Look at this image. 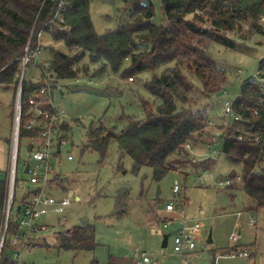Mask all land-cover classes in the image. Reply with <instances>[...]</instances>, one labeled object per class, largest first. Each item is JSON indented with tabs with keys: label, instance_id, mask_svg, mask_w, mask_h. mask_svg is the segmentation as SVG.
<instances>
[{
	"label": "rangeland",
	"instance_id": "1",
	"mask_svg": "<svg viewBox=\"0 0 264 264\" xmlns=\"http://www.w3.org/2000/svg\"><path fill=\"white\" fill-rule=\"evenodd\" d=\"M141 1L152 3L155 9L153 21L165 24L161 0ZM130 8L124 0H91L90 14L96 31L104 34L129 21ZM48 35L43 33L40 36L46 46L41 45L42 52L37 61L28 67L26 79L39 81L46 78L43 62L51 58L49 47L55 45L48 42L51 39ZM226 35L236 38L234 48L218 43L210 47L218 67L227 71V84L222 93L206 94L203 88L200 89L201 84L189 74V79L195 84L189 92L190 105L208 116L209 126L195 143H190L192 149L185 146L188 156L185 153L169 156V161L175 166H172L174 170L157 183L152 179L150 167L134 171L133 159L120 154L114 139L104 157L93 150L82 151L92 123L99 125L102 121L107 126L116 127L119 132L126 125V118L121 114L137 118L145 116L142 100L155 99L145 86L152 72H142L129 80L121 78V72H109L101 79H90L82 75L79 79L63 80L62 94L54 89L53 98L59 103L57 108L69 124L70 142L64 147L60 172L68 179L73 199L67 207L66 220L57 213L43 216L42 220L50 225L43 236V243L46 240L47 243L24 248L20 264H142V253L160 262L165 261L166 264H176L179 254L174 251L173 236H169L166 247L162 245L164 234L171 233L172 228L166 229L161 224L166 214L165 204L176 199L172 191L175 180L180 184L179 197L187 204V215L191 223L196 220L203 223L199 230L191 229L197 239L192 253L198 261L203 264H264V210H249L248 196L241 187L231 188L219 184L221 179L230 176L232 169L240 171L242 165L232 163L226 155L220 153L221 145L218 144L220 136L223 137L224 127L220 125H224L223 120H226V101L233 99L239 93L243 81L258 69L259 61L264 56V34L254 33L245 24L240 32L228 31ZM61 43L56 44L57 48L67 51ZM90 66L91 72L98 67L95 63ZM172 66L173 63H169L156 73ZM14 91L15 88H0V182L7 175L17 100L15 92L14 101ZM26 141L29 143L27 139L21 142V162L28 156ZM209 143L218 145L215 147ZM68 152L73 154V160L67 159ZM204 154L215 158L212 161L205 160L207 156ZM193 157L198 161H193ZM204 160L203 165L210 170H203ZM260 166L264 167V163ZM19 168V176L27 178L22 163ZM203 172L206 181L204 185L199 179ZM158 185L161 191L159 195ZM54 192L57 195L62 190L56 189ZM21 194L17 190V197ZM16 207L17 204L12 211V220L19 223ZM252 217L255 222L251 221ZM83 223L95 227V249L74 252L60 248L55 240L56 233ZM210 231L212 242L207 240ZM234 235L237 236L236 240L232 239ZM244 249L249 251L248 255L229 256L235 250Z\"/></svg>",
	"mask_w": 264,
	"mask_h": 264
},
{
	"label": "trees",
	"instance_id": "2",
	"mask_svg": "<svg viewBox=\"0 0 264 264\" xmlns=\"http://www.w3.org/2000/svg\"><path fill=\"white\" fill-rule=\"evenodd\" d=\"M124 1L131 6L130 20L115 30L99 34L90 14L91 0H0V88H15V101L26 48L29 45V52H36L42 45L40 34L43 33L67 48L65 51L53 45L49 47L48 70L56 73L58 79H79L82 75L101 79L109 72H121V78L129 80L142 72H152L145 86L155 99L142 100L145 116L137 118L121 114L126 118V125L119 132L102 121L99 125L92 123L82 151L93 150L104 157L114 139L120 154L133 159L134 171L150 167L152 179L157 183L174 170L169 156L174 153L188 156L185 146L195 143L209 126L208 116L190 105L189 92L195 84L189 74L201 84L200 89L203 88L206 94L222 93L227 84V71L218 67L210 47L218 43L234 48L236 38L228 37L226 32H240L245 24L254 33L264 34L261 21L264 0H161L165 24L153 21L155 9L152 3ZM59 14L64 22L58 20ZM87 57L88 61H85ZM32 63L27 64L22 81L21 142L39 134L37 128L27 129L33 116L29 100L39 94L45 78L39 81L25 78ZM92 63L98 65L93 72L90 70ZM169 63L173 66L156 73ZM258 67L264 70V56ZM236 95L233 111L242 118L232 120L224 127L219 151L232 163L242 165L240 171H230L233 178L240 174L242 181L229 187H241L248 196V209L260 211L264 210V167L260 166L264 163V92L259 83L250 78L242 83ZM46 108L54 111L48 104ZM58 127L62 138L68 140V122L64 121ZM255 132H259L258 140L253 137ZM203 168L210 170L205 165ZM67 182L64 176L56 179L64 190L69 189ZM5 195L6 180L0 182V210ZM15 230L16 224L12 223L10 232ZM55 240L60 248L74 252L92 250L97 245L95 227L89 223L59 231ZM44 242L42 245L47 240ZM0 264L19 262L10 258L5 250Z\"/></svg>",
	"mask_w": 264,
	"mask_h": 264
},
{
	"label": "built area",
	"instance_id": "3",
	"mask_svg": "<svg viewBox=\"0 0 264 264\" xmlns=\"http://www.w3.org/2000/svg\"><path fill=\"white\" fill-rule=\"evenodd\" d=\"M60 7L64 9L62 4ZM57 18L59 21L64 22V18L61 14L57 15ZM261 21L264 23V17L261 18ZM61 27L63 26H60V28ZM65 27L70 28L68 25H65ZM41 52L42 47L38 48L36 52L30 53L28 45L26 48V55L23 58V70L21 74V77L23 75V79L27 64L29 62H36ZM43 65L47 71L49 69V62H43ZM250 78L258 82L264 92V70L258 67L256 72L244 81ZM62 81L63 80L57 78L56 73L48 70L39 94L29 100L32 106L33 116L27 124V129L32 130L37 128L39 134L36 138H26L29 140V143L26 141L28 146L25 144L28 149V156L22 160V162L20 156L22 106L21 99L19 102L16 100L14 127L12 131L13 136L9 147V161L5 179L6 195L4 206L0 210V261L5 250L9 252V255H13L12 259L14 261L20 262L24 248L43 244L44 232L50 228V225L42 220L44 215L57 213L61 214L60 218L66 220L67 207L71 204V200L73 199L70 196L72 190L70 188L64 190L62 187H59L56 183V179L62 176L60 172L62 164L61 157L64 153V147H66L70 141L62 138L60 135L58 124H61L65 120L61 117L62 112H59L58 108L55 106L53 98L54 89L59 91L63 89L64 85ZM236 96L226 101V120L224 119V125H221L223 127L230 125L232 120H239L242 118V116L235 114L233 111V104ZM47 104L54 108V111L47 109ZM254 112L257 114L258 110L255 109ZM16 118H18L17 128L15 127ZM258 135L259 132L253 133V137L256 140L259 139ZM222 138L223 137L220 136L218 144L222 141ZM213 140L215 141L216 139ZM71 143L73 144V140ZM30 146H32V148H30ZM187 147L191 149L189 143ZM67 154V159L73 160V154L69 152ZM204 156L211 157L212 155L204 154ZM193 161L198 160L193 157ZM20 163H22V170L23 173L27 174V178H21L19 176ZM199 179L203 185L206 184L204 176H200ZM240 181H242L241 175H237L235 178L228 176L221 179L219 184L222 186H230ZM56 189H61L62 193L56 195L54 192ZM17 190H20L22 193L20 197H17ZM172 191L176 199L169 200L165 204L164 211L166 214L162 218L161 224L166 229L172 228V232L168 234L169 236H173V248L174 251L179 254L176 264H203L198 261L196 255L192 253L196 248L197 239L194 238L191 232V229L199 230L203 226V223L199 220L191 223L187 215V204L183 201V198L179 197L181 188L177 180H175L173 184ZM15 204H17V207L20 205L19 210L16 207L17 217L20 218L19 223L12 220V211ZM251 221L255 222V218L252 217ZM12 223L16 224V230L10 232ZM236 235L232 237L233 240L237 239L238 235ZM248 254L249 251L244 249L239 251L235 250V252L230 253L229 256L238 257ZM140 262L142 264H166L165 261L160 262L159 259L152 258L146 253L142 254Z\"/></svg>",
	"mask_w": 264,
	"mask_h": 264
},
{
	"label": "water",
	"instance_id": "4",
	"mask_svg": "<svg viewBox=\"0 0 264 264\" xmlns=\"http://www.w3.org/2000/svg\"><path fill=\"white\" fill-rule=\"evenodd\" d=\"M22 81H23V75H22V77H21V80H20V84H19V87H18V94H17V101L19 102L20 101V99H21V93H22V85H21V83H22ZM26 171H27V169H26ZM160 186L158 185V191H157V195H159L160 194ZM79 198V197H78ZM17 209L19 210L20 209V205H18V207H17ZM83 224H85V223H83ZM168 239H169V234L168 233H165L164 234V238H163V247H166L167 246V244H168ZM208 240L211 242L212 241V232L210 231V233H209V238H208Z\"/></svg>",
	"mask_w": 264,
	"mask_h": 264
},
{
	"label": "crops",
	"instance_id": "5",
	"mask_svg": "<svg viewBox=\"0 0 264 264\" xmlns=\"http://www.w3.org/2000/svg\"><path fill=\"white\" fill-rule=\"evenodd\" d=\"M48 36H49V35H48ZM49 37H50V36H49ZM48 42H52V43H54V44H55L54 46L57 47V45H56L57 43H55L52 39H49ZM43 43H44V44H43ZM45 44H46V42H42V47H43V45H45ZM61 44H62V43H61ZM45 46H46V45H45ZM50 46H52V45H50ZM44 48H45V47H44ZM47 61H49V59H48ZM56 92H58V91H56ZM59 92L62 94L63 91L61 90V91H59ZM54 103H55V106H56V107H57V105L59 104V103L55 102V100H54ZM63 110H65V109L63 108ZM6 146H7V143H6ZM7 148H8V147H7ZM191 149H192V148H191ZM203 170L206 171V169H204V168H203ZM200 175H201V176H204V172H203L202 174H200ZM199 177H200V176H199ZM238 214H240V212H239ZM239 233H240V232H239ZM208 238H209V236H208ZM208 238H207V240H208ZM208 241H209V240H208ZM212 241H213V239H212ZM212 241H211V242H212ZM209 242H210V241H209ZM142 254H143V253H142ZM146 254H147V253H146Z\"/></svg>",
	"mask_w": 264,
	"mask_h": 264
},
{
	"label": "bare ground",
	"instance_id": "6",
	"mask_svg": "<svg viewBox=\"0 0 264 264\" xmlns=\"http://www.w3.org/2000/svg\"><path fill=\"white\" fill-rule=\"evenodd\" d=\"M18 117V116H17ZM17 123H18V118H16V121H15V127L17 128Z\"/></svg>",
	"mask_w": 264,
	"mask_h": 264
}]
</instances>
